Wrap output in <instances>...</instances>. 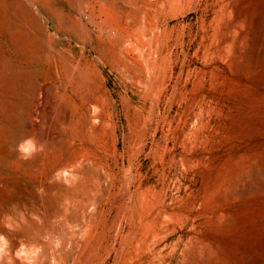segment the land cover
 <instances>
[{
    "label": "rangeland",
    "instance_id": "obj_1",
    "mask_svg": "<svg viewBox=\"0 0 264 264\" xmlns=\"http://www.w3.org/2000/svg\"><path fill=\"white\" fill-rule=\"evenodd\" d=\"M28 136L46 143L24 160ZM261 170L264 0H0L13 249L40 247L41 264H264V190L214 214Z\"/></svg>",
    "mask_w": 264,
    "mask_h": 264
},
{
    "label": "clouds",
    "instance_id": "obj_2",
    "mask_svg": "<svg viewBox=\"0 0 264 264\" xmlns=\"http://www.w3.org/2000/svg\"><path fill=\"white\" fill-rule=\"evenodd\" d=\"M100 112V108L93 105L92 106V115L95 117ZM93 124H99V119H94ZM46 142H40L34 136H28L22 139L15 148L19 158L24 160L32 159L36 154L43 152ZM64 174L67 175L63 170H58L55 174V177H59ZM43 189H38L37 194H42ZM11 207L15 208V205ZM24 222V216L21 213L19 221H16L15 218L10 214L6 213L2 219H0V224L9 231L15 232L19 229L20 223ZM17 247L13 249L12 242L10 239L3 233L0 232V264H41L39 261V254L41 248L36 245L26 244L22 240L17 242ZM55 246L59 247V241L55 242Z\"/></svg>",
    "mask_w": 264,
    "mask_h": 264
},
{
    "label": "bare ground",
    "instance_id": "obj_3",
    "mask_svg": "<svg viewBox=\"0 0 264 264\" xmlns=\"http://www.w3.org/2000/svg\"><path fill=\"white\" fill-rule=\"evenodd\" d=\"M257 24L261 25V20H257ZM206 181L210 180V177H207L205 179ZM254 184H250L249 186H243L239 187V185L236 182H231L230 186L224 189L223 193H220L218 196H216V202H218L220 206V212L217 215V212H215V216L223 215L227 211V207H223L225 203L230 202L234 199V197L237 194L245 195L252 191H261L264 190V170L258 171L255 173V180Z\"/></svg>",
    "mask_w": 264,
    "mask_h": 264
}]
</instances>
